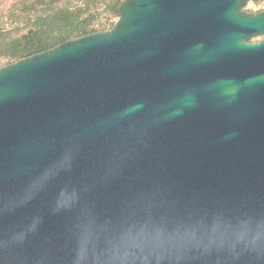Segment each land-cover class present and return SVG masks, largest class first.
<instances>
[{
    "label": "water",
    "instance_id": "95a60500",
    "mask_svg": "<svg viewBox=\"0 0 264 264\" xmlns=\"http://www.w3.org/2000/svg\"><path fill=\"white\" fill-rule=\"evenodd\" d=\"M248 1L123 0L0 68V264H264Z\"/></svg>",
    "mask_w": 264,
    "mask_h": 264
},
{
    "label": "trees",
    "instance_id": "16d2710c",
    "mask_svg": "<svg viewBox=\"0 0 264 264\" xmlns=\"http://www.w3.org/2000/svg\"><path fill=\"white\" fill-rule=\"evenodd\" d=\"M122 1L0 0V68L110 30Z\"/></svg>",
    "mask_w": 264,
    "mask_h": 264
},
{
    "label": "rangeland",
    "instance_id": "374dc122",
    "mask_svg": "<svg viewBox=\"0 0 264 264\" xmlns=\"http://www.w3.org/2000/svg\"><path fill=\"white\" fill-rule=\"evenodd\" d=\"M248 10H252V11H256V10H261L264 9V0H261L259 3H257L255 5V3L250 2L248 3V5L246 6ZM259 39H255L252 42H258Z\"/></svg>",
    "mask_w": 264,
    "mask_h": 264
},
{
    "label": "flooded vegetation",
    "instance_id": "af4514ba",
    "mask_svg": "<svg viewBox=\"0 0 264 264\" xmlns=\"http://www.w3.org/2000/svg\"><path fill=\"white\" fill-rule=\"evenodd\" d=\"M254 1H255V0H249L248 3H250V2H253V3H254ZM256 1H257L256 3H258V2L261 1V0H256ZM248 3H247V5H248ZM247 5H246V6H247ZM255 5H256V4H255ZM244 10H245L246 12H248V13H251V14H256V13L264 12V9L256 10V11H252V10H248L247 7H245ZM262 38H263V37H259L258 39L261 40ZM259 40H258V41H259ZM251 43H255V42H251Z\"/></svg>",
    "mask_w": 264,
    "mask_h": 264
}]
</instances>
